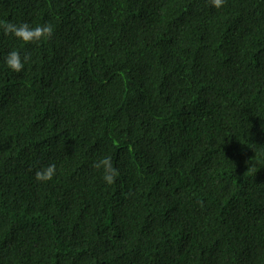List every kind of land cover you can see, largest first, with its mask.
Masks as SVG:
<instances>
[{
    "label": "trees",
    "instance_id": "trees-1",
    "mask_svg": "<svg viewBox=\"0 0 264 264\" xmlns=\"http://www.w3.org/2000/svg\"><path fill=\"white\" fill-rule=\"evenodd\" d=\"M0 20L54 29L0 32V264H264V0H0Z\"/></svg>",
    "mask_w": 264,
    "mask_h": 264
},
{
    "label": "clouds",
    "instance_id": "clouds-1",
    "mask_svg": "<svg viewBox=\"0 0 264 264\" xmlns=\"http://www.w3.org/2000/svg\"><path fill=\"white\" fill-rule=\"evenodd\" d=\"M224 2L225 0H209L211 6L217 9L221 8ZM0 32L4 36L10 37L21 44H30L51 38L54 29L51 24L32 26L27 22L13 23L0 20ZM28 62L29 56H22L18 48H12L3 57V66L12 73H20ZM94 167L103 170L102 179L105 184L111 185L115 182L118 171L113 166L109 157L105 156L98 160L94 164ZM55 172L56 165L48 164L35 172V179L40 182L49 181L53 178Z\"/></svg>",
    "mask_w": 264,
    "mask_h": 264
}]
</instances>
